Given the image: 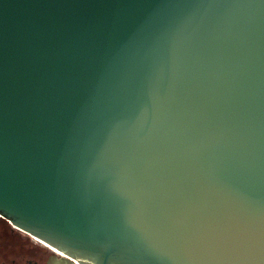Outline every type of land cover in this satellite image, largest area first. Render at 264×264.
<instances>
[{"label":"water","instance_id":"1","mask_svg":"<svg viewBox=\"0 0 264 264\" xmlns=\"http://www.w3.org/2000/svg\"><path fill=\"white\" fill-rule=\"evenodd\" d=\"M0 217L77 264H264V0H0Z\"/></svg>","mask_w":264,"mask_h":264},{"label":"flooded vegetation","instance_id":"2","mask_svg":"<svg viewBox=\"0 0 264 264\" xmlns=\"http://www.w3.org/2000/svg\"><path fill=\"white\" fill-rule=\"evenodd\" d=\"M0 264H77L0 217Z\"/></svg>","mask_w":264,"mask_h":264}]
</instances>
